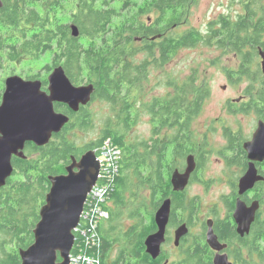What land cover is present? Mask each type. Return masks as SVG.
Instances as JSON below:
<instances>
[{
    "label": "trees",
    "instance_id": "trees-1",
    "mask_svg": "<svg viewBox=\"0 0 264 264\" xmlns=\"http://www.w3.org/2000/svg\"><path fill=\"white\" fill-rule=\"evenodd\" d=\"M70 2V22L79 27V38L72 36L71 23H67L65 18ZM156 8L157 14L152 21L142 19ZM172 8L174 0H147L146 5L137 0H4L0 14V77L5 69V59L17 65L19 62L40 61L50 54L54 65L46 66L45 70L52 71L54 67L64 65L68 76L75 82L88 80L97 83L98 97L108 102L114 113L113 123L108 122L102 138L93 145V149H96L104 140L111 139L122 150V165L111 185L108 206L103 205V209L113 215L110 223L124 217L134 220L135 224L115 239V229H104V219L97 227L100 245L75 247L73 255L80 254L81 248L86 257L98 258L99 255L102 264H107L106 259L110 257L115 243L119 242L122 245L115 264H139L143 239L148 235L144 233V238L142 234L139 235L141 223L153 221L155 207L161 203L157 202L158 192L163 199L172 194L168 178L170 170L166 169L169 162L167 157L172 155L174 145L179 151L177 155L194 153L192 147L196 146L193 143L191 148L183 145L194 136V132L188 130L189 120L183 130L177 131L185 134L186 139L182 142L173 138L164 127H168L171 115H176L177 121L183 116L191 119L204 107L210 91L202 86L197 73H192L181 83L167 80L174 93L156 100L150 107L149 115L154 120H168L161 128L153 129L149 141L126 139L127 133L141 117L134 110L139 109V102L143 99L149 63L153 68L164 67L180 50L198 47L201 43L198 39L200 35L195 31L176 38L172 36L175 27L182 21L172 15ZM128 11H135L134 18L124 17ZM249 22L243 18L236 25L227 23L224 27V46L242 48L249 44L252 34L248 30L253 27ZM262 26L259 23L256 28L257 45H260L259 34L264 33L258 32ZM125 34L129 37L125 38ZM136 38H147L140 49L135 46ZM148 38L156 40L151 43ZM205 46L208 47V43ZM141 51L145 53L146 60L136 65L134 58ZM241 70L242 75L256 73L250 67ZM259 71L257 68V74ZM28 76L26 79H42L39 74ZM249 86L248 91L252 92V83ZM0 88L1 98L4 89L1 78ZM257 98L260 101L257 104L264 108V90L258 93ZM56 110L64 113L59 106ZM262 115L264 117L263 112ZM71 130L70 127L65 128L61 141L54 137L56 139L44 147L27 144V158H14V175L7 186L0 190V264H21L19 250L27 249L34 243L33 231L40 220V210L51 186L48 177L65 173L72 156L76 157L79 153L77 145L67 136ZM110 203L116 206L114 214ZM148 203L150 205L147 206ZM145 211L148 220L143 215ZM83 227L86 228V225ZM83 264L89 263L84 261Z\"/></svg>",
    "mask_w": 264,
    "mask_h": 264
},
{
    "label": "flooded vegetation",
    "instance_id": "flooded-vegetation-1",
    "mask_svg": "<svg viewBox=\"0 0 264 264\" xmlns=\"http://www.w3.org/2000/svg\"><path fill=\"white\" fill-rule=\"evenodd\" d=\"M182 1L174 0V8H172L171 12L175 18L187 20L189 15L188 12L191 8V0ZM241 11L242 13L238 11V14H236L235 17H232L231 15H221L217 20L210 24L208 31L205 34L195 28L186 32H197L200 35V37H198L201 42L199 46L208 43V46L212 49L215 48L217 51L222 52L221 56H223V54L226 55L228 58L227 62L229 64L236 65L235 68H228L226 71L227 79L232 85L240 84L242 81L252 83L253 89L256 91H252L253 93H250L251 97L247 101L246 98L243 97L244 101L240 99L238 101L228 103L224 111L228 115L230 114L233 116L255 114L257 116L256 120L258 128L259 122H264V117L262 115V112L264 113V108L261 104H257L260 103V101L257 100L258 93L264 90V73L262 70L264 33H260L261 31H264V0H248L247 2L242 3ZM243 18H247L250 21V25L253 26L248 30L250 35L252 34V36H250L249 44L242 48L229 45L224 46V27L227 25V23L236 25ZM259 23L263 26L261 30L258 31L260 33L258 38L260 45H257L255 33ZM71 25L73 24L71 23L70 26ZM177 33L178 32L174 30L172 36L176 38L178 36ZM136 39L135 42L137 43H144L147 41L145 40L147 38L140 40ZM155 40L156 38H148V41L151 43L155 42ZM198 47H190V49H195ZM173 56H175V54ZM217 61L221 60L217 59L215 62ZM136 65H139V63H136ZM60 66L64 67V65ZM244 67H250L256 73L251 72L250 75H242L241 68ZM148 68L150 67L147 66V69ZM257 68L260 70L259 74H257ZM53 70L54 69H52V71ZM52 71L48 72L47 80H44V78L43 80L39 79L43 83L44 91H47L49 88L48 78ZM65 72L68 76V72L66 70ZM70 80L76 87L93 85L95 87V91L92 96V101L87 106H81L79 112H73L71 108L64 103H56L55 109L57 106H59L64 110V113L58 112L57 110L56 111L70 117V123L65 128L70 127L73 131L90 129L92 128L93 124L89 118V107L102 100L101 97H98L99 86L97 83L90 82L88 80H82L80 82H75V80L72 78H70ZM201 83L206 90L210 91V96L206 98L205 101L206 104V102L211 97V90L207 82ZM143 89V99L141 102H139V109L134 110V112L141 114V117L143 115H147L150 118L153 136V129L161 128L162 124H164V122L168 119L164 118L163 120H154L149 115L150 107L156 102V100L160 98H166L168 95H172L174 93V89L171 87L167 94L162 96H152L150 99V94H148L146 91L145 82ZM223 89L226 90L227 86H224ZM108 105L112 111V106L110 104ZM185 111H188V109H185ZM204 114L205 105L199 111V113L191 119H189V116H183L179 121H177L176 115H171L168 120V127H164L165 130H168L171 133L173 138L177 139L179 142H182L181 140L186 139L184 138L185 134H179L177 131L183 130L186 126L185 123L189 120L188 130L190 132L193 131L194 136L188 142L186 141L187 144L185 142L183 145L191 148V143H193V145L196 147H192L194 153H187L186 156H180L177 155L179 152L176 150L177 147H175L177 145H174L172 155L167 157L169 162L166 166V169L168 171L170 170V176H168V178L170 177L172 194L169 197L163 199L162 194L158 192L157 202L161 203L155 207L153 221H142V225L139 228V235L142 234V238H144V233H147L148 237L158 232L159 228L155 221V216L164 201L169 199L171 200V216L166 229L165 241L161 246V253L159 257L154 260L152 256L146 252L147 248L145 241L147 237H145L143 239V245L141 246V256L138 258L139 264H264V161L252 162V160L249 158V154L245 150V144L253 140V136L256 131H254L251 137H247L244 135L241 129H237L236 131L232 127L226 126V123H222V127L219 128L215 121L211 122L210 126L213 125L214 127L212 126V128L209 129L210 126H208L206 132H214L216 130L224 131L226 146L218 152L219 159L223 163L224 168L221 171L219 181L216 180V182H219L220 184H226L228 191H222L216 198L217 201L207 206L204 204L202 205L198 197L188 196L189 189L193 184L203 183L205 184L207 190H211L213 188L211 187L213 185V181L211 180L210 182L205 179V168L207 164H209L210 159H213L210 157L213 152L210 149L211 134L208 135L207 133V141L205 139L199 140L194 130V128H197V126L201 128L202 123L199 122V120ZM139 120L140 119H137V122ZM156 123H158V125ZM63 131L60 134L54 136L59 139L57 141H61L60 139L63 136ZM100 138L101 135L88 145H78L77 150L79 153L76 156V159L80 160L82 156L90 151L96 152V149L103 142L96 149H93V145L99 141ZM127 138L128 136L126 139ZM54 139L56 138H53L52 141ZM192 155L195 158L196 169L190 177L189 184L184 191H175L174 185L172 183L173 174L175 172L182 174L185 173L187 169V158ZM251 163H254L261 180L256 182L253 188L242 194L240 183L248 173ZM70 164L71 162L68 165ZM68 165H66V167ZM63 174H66V170L65 173L55 174V176ZM110 204L109 207H111L114 214L116 206L113 203ZM111 215L112 214L108 212V218L104 220L103 223L104 229H106L107 224H110V218L113 216ZM151 227L152 229H150ZM182 227H185L186 234L179 237L178 232ZM211 232L216 238L215 243L210 242L209 240V235ZM116 237L117 236H115V239ZM118 243L119 242L115 243L114 245V248L119 246L117 251H119L120 246L122 245V243ZM117 257L118 253L114 261L109 262L108 259H106V263L115 264Z\"/></svg>",
    "mask_w": 264,
    "mask_h": 264
},
{
    "label": "water",
    "instance_id": "water-1",
    "mask_svg": "<svg viewBox=\"0 0 264 264\" xmlns=\"http://www.w3.org/2000/svg\"><path fill=\"white\" fill-rule=\"evenodd\" d=\"M4 0H0V14ZM71 33L80 37L77 25H71ZM140 40V39H136ZM264 73V54L262 62ZM49 88L43 90L41 80L25 79L12 75L5 81V91L0 104V190L13 177L14 158L26 159L27 144L44 147L50 144L54 135L60 134L70 123V117L58 113L56 103L67 104L73 112L92 101L93 85L76 87L67 76L63 66L54 68L48 78ZM245 150L252 162L264 161V122L260 121L253 140L245 144ZM196 169L194 156L187 158L185 173L175 172L172 183L175 191H184ZM66 174L50 175V190L40 210V220L33 231L34 243L27 249H20L21 264H70L75 246L74 230L79 226L85 212L89 195L99 181L101 163L95 151L86 153L80 160L72 156ZM261 178L254 163L241 180V193L253 188ZM171 216V200H166L158 210L155 221L158 232L147 237L146 252L156 260L165 241L166 229ZM186 234L182 227L178 236ZM210 242L216 241L214 234ZM61 259V261L59 260Z\"/></svg>",
    "mask_w": 264,
    "mask_h": 264
},
{
    "label": "rangeland",
    "instance_id": "rangeland-1",
    "mask_svg": "<svg viewBox=\"0 0 264 264\" xmlns=\"http://www.w3.org/2000/svg\"><path fill=\"white\" fill-rule=\"evenodd\" d=\"M69 1V0H68ZM140 4L146 5L147 0H137ZM248 0H191V8L188 12L187 20L182 19L181 23L174 29L179 33H185L190 29H197L202 33H206L210 24L217 20L221 15H231L235 17L238 14V11H241L242 3L247 2ZM241 3V5H240ZM68 11L65 14L67 23H71V13H72V4H68ZM239 12V13H240ZM157 14V8L153 9L152 13H146L142 19L145 21H152ZM135 15V11L125 12L124 17L130 18ZM134 18V17H133ZM111 36V34H108ZM125 38H128L129 35L125 34ZM135 46L140 49L143 44L135 42ZM222 52L217 51L215 48L207 47L205 45L199 46L195 49H182L172 57L169 64L164 67L153 68L151 62L149 63L147 69L148 81H146V91L150 94L149 99L152 96H162L167 94L170 91V88L167 85V80H177L182 82L188 78L192 73H197V77L200 82H207L210 90L211 97L205 104V114L201 117L199 122L202 123V130L197 126L194 128L197 138L205 139L207 141V133L210 136V149L213 151L209 164L205 168V179L207 181L211 180L213 187L211 190H207L205 184H193L189 189V197H198L202 205L205 206L215 203L216 198L224 190L228 191L226 184H220L219 177L221 171L224 168L223 163L219 159L218 152L221 149L225 148L226 140L224 138V131L216 130L214 132H206L208 126L211 122H216L219 128L222 127V123H226V126L232 127L234 130L241 129L245 136L251 137L257 129V120L255 114L249 115H239L233 116L228 115L224 109L227 107V104L233 101L243 100L245 97L246 101L251 97L248 91L250 83L247 81H242L240 84L232 85L227 79L226 71L228 68H235L236 65L229 64L228 58ZM146 55L143 51L138 53L134 58L135 63H142L146 59ZM217 59L221 61L215 62ZM5 69L1 71V79L4 80V89L1 94L5 91V81L8 77L12 75H20L25 79L29 77L28 75H37L39 74L43 80H47L48 70H45L46 66H52L54 61L51 58V55H45L40 61H29V62H19L17 65L14 63L7 62L5 59ZM227 86V89L224 90L223 87ZM1 89V88H0ZM2 96L0 98V103L2 101ZM244 101V100H243ZM242 101V102H243ZM109 103L106 101H98L92 106L89 107L90 115L89 118L92 121V128L82 129V130H71L67 135L71 141H73L77 146H85L99 138L110 121L113 123L114 113L111 111ZM237 106V105H236ZM213 125L209 127L212 128ZM214 127V126H213ZM128 139L130 141H149L152 137V130L150 125V118L147 115H143L136 125L127 133ZM100 138V139H101ZM148 192L143 195H147ZM111 205V204H110ZM150 203L147 204V206ZM116 211V208H115ZM143 215L148 220L147 211L143 212ZM111 224V226H110ZM107 224L106 229H115L114 236H122L125 231L128 230L133 224L134 220L122 219L116 223ZM119 246H116L110 257L108 258L109 262L114 261L117 256ZM2 257L0 258V260Z\"/></svg>",
    "mask_w": 264,
    "mask_h": 264
},
{
    "label": "built area",
    "instance_id": "built-area-1",
    "mask_svg": "<svg viewBox=\"0 0 264 264\" xmlns=\"http://www.w3.org/2000/svg\"><path fill=\"white\" fill-rule=\"evenodd\" d=\"M98 161L101 163V174L99 181L86 204L85 212L82 215L79 226L74 230L76 235L75 247H92L99 246L97 227L100 221L108 218V212L103 209L108 204L109 193H111V185L118 175L122 165V150L116 147L111 139H106L96 149ZM97 214V216H95ZM86 225V228L83 226ZM82 236V237H81ZM80 254H71L70 264H83L87 261L89 264H101V256L98 258L86 257L82 252Z\"/></svg>",
    "mask_w": 264,
    "mask_h": 264
}]
</instances>
